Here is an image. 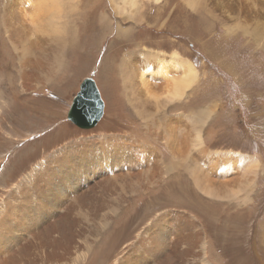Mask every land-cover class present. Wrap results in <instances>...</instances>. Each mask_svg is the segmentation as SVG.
<instances>
[{
	"label": "rangeland",
	"instance_id": "374dc122",
	"mask_svg": "<svg viewBox=\"0 0 264 264\" xmlns=\"http://www.w3.org/2000/svg\"><path fill=\"white\" fill-rule=\"evenodd\" d=\"M125 1L58 0L51 17L37 0H0V221L27 193L73 238L65 247L55 231L41 247L30 229L13 264H120L163 218L182 219L183 237L159 257L134 254L142 264H264V0ZM175 54L194 68L180 98L154 77ZM86 79L104 103L90 130L67 119ZM87 142L120 161L107 158L105 179L98 165L84 172L102 154L75 159ZM72 184L91 212L65 209L73 197L53 209Z\"/></svg>",
	"mask_w": 264,
	"mask_h": 264
},
{
	"label": "bare ground",
	"instance_id": "6f19581e",
	"mask_svg": "<svg viewBox=\"0 0 264 264\" xmlns=\"http://www.w3.org/2000/svg\"><path fill=\"white\" fill-rule=\"evenodd\" d=\"M58 0H37L36 4H34V10H46L50 7L52 10L51 17L57 15L60 12V5L57 2ZM123 1V5H125L126 1ZM154 2H158L160 0H153ZM11 5V4H10ZM15 7V6H13ZM11 8V7H10ZM9 8V9H10ZM24 8V7H23ZM13 10V9H11ZM14 11V10H13ZM24 11V10H23ZM9 22V21H8ZM14 24V23H13ZM102 32H107L108 29L106 27L101 29ZM11 37L16 36V32H11ZM78 42V41H77ZM73 43V42H71ZM74 46V45H73ZM73 48V47H72ZM78 49V48H77ZM72 50V49H71ZM178 58L179 63L175 60H171L170 64L168 66H164L161 64L158 69L155 72L157 75H153L155 77V81L158 85H163L164 82L168 83L169 86H166L168 89V95L172 98H180L185 93V90L190 85L191 78L194 76V68L190 64L183 62L182 59L177 56V54L174 55ZM180 64L179 70L180 74L178 75L176 71L172 70L169 74V71L167 67H171L175 69L177 65ZM29 66L28 61L26 63H23V67ZM153 72V73H154ZM144 77V74L139 75V86L140 90H143L147 92L148 88V81H146ZM148 80V79H147ZM7 85L11 84L13 82V79L8 78L7 79ZM81 83V82H80ZM155 85V84H154ZM1 95H4L3 92H1ZM101 97V96H100ZM70 108V107H69ZM104 113V109H103ZM75 126V125H74ZM109 143H115L114 147H117L120 154L123 156L125 153V150L122 149L123 141L122 139H115V140H105ZM128 145V144H126ZM76 151H78L77 156L75 159L77 160V163L84 164L85 160L91 159V156H94V154L99 153L102 154L100 158L101 165L94 164L93 161H91L88 170H84V172L88 173V176H92V174H95V167L98 165L101 168V172L104 174L105 179L107 177L106 171V162L107 158H111L112 165H119L120 161L117 158H114L111 154L107 153V150L104 149L101 146H94L91 143H82L76 146ZM139 152V148H137V153ZM85 156V159L82 158ZM153 159V157H147L145 158V163L149 160ZM64 166V165H63ZM80 169V168H79ZM64 171V170H63ZM53 174V173H51ZM64 175H70V178H72V174L69 170L63 172ZM41 175H39L40 177ZM122 177V176H121ZM83 183V182H82ZM140 185V184H139ZM77 186V184H76ZM30 187H32L30 185ZM75 184H72L70 186V189L73 190L71 192L68 191V189L63 188L61 194L58 198H54V201L58 200V203L53 207V209H56L59 207V204L63 203L65 200H67L68 197H73L76 200H78L77 204H65V209H73L76 210L79 207L81 208H87L90 212L92 211V207L90 206L91 201L87 198L83 197L82 187H78L74 190ZM120 192H124L127 190H120L115 189ZM125 195L119 194V198L124 197ZM15 197H13L14 199ZM12 202V201H11ZM52 205L53 203H49ZM8 208H5V217L0 221V253L8 254V258L4 260L3 262H0V264H13L16 262L22 261L23 257H26L29 255L30 246L28 244L21 245L23 240H25L27 234L30 232L33 234V237L35 241L43 247L45 243L48 242V234L59 231L60 233V243L63 246H67L69 241H71L73 238L72 236H64V230L61 228V224H64L65 221H61V216L56 215L55 213L50 212L52 208L47 207V203L45 199L43 201H40L38 204L34 205L31 200H29V195L27 193H23V198L18 201L17 206L21 207L20 209H17V207L14 204H11L8 202L7 204ZM60 207H63L60 206ZM52 218L53 221L49 225L47 224L48 220ZM182 219H177V228L173 229L172 226L174 224H167L168 220L163 218V220L159 221L157 224L152 223L150 228L144 232V236L147 235V238L141 241L137 247V249L134 251V253L129 256L128 258H125L120 264H142L141 262L147 263L146 261H141V259H138V257H134V254H138L139 252H146L148 251L149 256L151 257H159L158 255L162 254L166 247H168V243L178 241L183 237V232L179 233V225L180 221ZM191 225V222L188 220H185L184 226L185 230H187ZM171 226V227H170ZM66 237V238H65ZM149 239L150 242L146 243V240ZM58 242V240H56ZM105 246L111 250V252H114L115 247L111 245L110 240L105 241ZM13 248H15L17 251H13ZM112 254V253H111ZM2 256V255H1ZM186 255L182 254L180 256V260L185 257ZM136 258V260H134ZM104 262V261H102ZM162 260H159V263H161Z\"/></svg>",
	"mask_w": 264,
	"mask_h": 264
},
{
	"label": "water",
	"instance_id": "95a60500",
	"mask_svg": "<svg viewBox=\"0 0 264 264\" xmlns=\"http://www.w3.org/2000/svg\"><path fill=\"white\" fill-rule=\"evenodd\" d=\"M88 95V96H87ZM104 103L92 79L84 80L67 113L68 121L82 130L93 128L103 116Z\"/></svg>",
	"mask_w": 264,
	"mask_h": 264
}]
</instances>
